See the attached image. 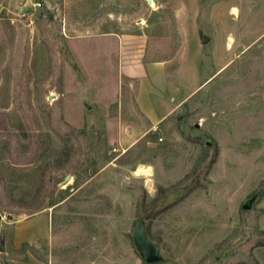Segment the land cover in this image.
<instances>
[{"label":"rangeland","instance_id":"1","mask_svg":"<svg viewBox=\"0 0 264 264\" xmlns=\"http://www.w3.org/2000/svg\"><path fill=\"white\" fill-rule=\"evenodd\" d=\"M0 264H264V0H0Z\"/></svg>","mask_w":264,"mask_h":264},{"label":"water","instance_id":"2","mask_svg":"<svg viewBox=\"0 0 264 264\" xmlns=\"http://www.w3.org/2000/svg\"><path fill=\"white\" fill-rule=\"evenodd\" d=\"M132 239L137 251L146 263H155L162 259L154 244L146 238L142 220L135 223Z\"/></svg>","mask_w":264,"mask_h":264},{"label":"crops","instance_id":"3","mask_svg":"<svg viewBox=\"0 0 264 264\" xmlns=\"http://www.w3.org/2000/svg\"><path fill=\"white\" fill-rule=\"evenodd\" d=\"M160 107V106H159ZM171 110H172V108H170L169 110H168V112H166V113H163L162 115H160V117L161 118H166L167 116H168V114L171 112ZM145 114L147 115V117H149L152 121H158V120H160L159 118V115L158 114H156V111H154V110H150L149 109V111L148 112H145Z\"/></svg>","mask_w":264,"mask_h":264}]
</instances>
